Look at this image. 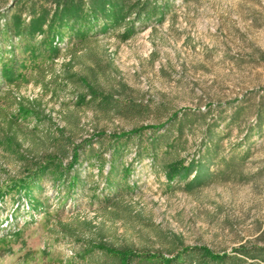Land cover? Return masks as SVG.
<instances>
[{
  "label": "rangeland",
  "instance_id": "374dc122",
  "mask_svg": "<svg viewBox=\"0 0 264 264\" xmlns=\"http://www.w3.org/2000/svg\"><path fill=\"white\" fill-rule=\"evenodd\" d=\"M60 6L0 0V264H111L114 249L167 251L179 238L263 244L264 0H168L161 20H136L128 35L120 7L124 23L85 39L57 27ZM35 22L33 37L20 34ZM89 92L146 107L117 113ZM136 127L112 158L127 139L115 134ZM214 144L206 184L164 167Z\"/></svg>",
  "mask_w": 264,
  "mask_h": 264
},
{
  "label": "trees",
  "instance_id": "16d2710c",
  "mask_svg": "<svg viewBox=\"0 0 264 264\" xmlns=\"http://www.w3.org/2000/svg\"><path fill=\"white\" fill-rule=\"evenodd\" d=\"M56 1L61 3L59 10L56 11L55 17L57 27L66 25L70 30V37L79 31L83 39L90 36L92 27H95L96 31H107L113 26H118L119 24L124 23L125 19L120 20V7L126 8V13L128 15H133L132 22L129 21L127 24L124 23V31L126 35H128L131 31H135L136 20L139 22L149 20L153 16H156L159 12L161 14L158 15L156 19L161 20L164 16L165 9L168 7V0H164L163 3L159 2V0H86V7L83 6L82 0ZM36 26L37 24L35 22L29 27H22L20 34L25 37H33ZM54 27L55 26H50V29H53L54 34L56 33L58 36L61 35L59 38L65 34L60 30H56ZM7 28L10 32L15 33L16 22L13 19H8ZM50 40L48 52H55L58 47L52 43V38ZM15 67L14 63L10 70L15 72ZM78 79H80L83 83L85 81V78L83 77H79ZM89 95L90 98L88 103L91 102L94 106L102 109H112L117 113H126L127 111H130L131 108L143 110L146 107L145 105H137L131 101L122 102L112 98L110 94L104 95L99 92H89ZM86 101V95L79 94L77 102L86 103ZM174 115L175 117L177 116L176 113H174ZM168 120H171V118H168ZM177 124L178 126H182L180 119ZM159 125L160 124L152 126L159 127ZM140 129L141 127H136L126 132H119V134H115V136L126 134L127 139L124 144L115 147L112 158H119L123 155L126 144L133 136L132 134L136 133V131H139ZM162 137L163 134L153 131V135L150 138V146L155 154V157L158 150V143L161 142L163 139ZM140 149L141 144H139V156L141 155ZM56 150L57 154L62 157H67L69 155L66 145L61 142ZM216 153L217 146L214 144L212 148H205L199 158L195 161L192 160L188 165L176 166L174 164L170 165L171 162H167L164 167H169L172 172H176L177 175H180V177H188L192 174L187 187L203 185L208 183L213 177V171L209 166V160ZM72 155L73 160L71 162L76 160L78 157V150L74 148ZM245 155H247V153ZM245 155H243L242 158L245 157ZM178 242L179 243L176 248L167 251H136L129 246L117 248L114 249V258L111 264H251L255 261L264 262V243L239 244L231 250H214L204 244L185 245L180 238L178 239Z\"/></svg>",
  "mask_w": 264,
  "mask_h": 264
}]
</instances>
